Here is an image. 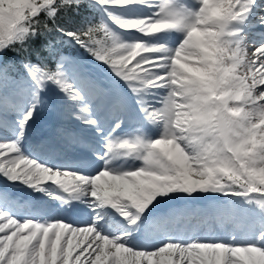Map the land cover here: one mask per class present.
Returning a JSON list of instances; mask_svg holds the SVG:
<instances>
[{"label": "snow or ice", "instance_id": "1", "mask_svg": "<svg viewBox=\"0 0 264 264\" xmlns=\"http://www.w3.org/2000/svg\"><path fill=\"white\" fill-rule=\"evenodd\" d=\"M46 105L88 152L26 142ZM0 180L40 194L0 191V264H264V0H0Z\"/></svg>", "mask_w": 264, "mask_h": 264}, {"label": "rangeland", "instance_id": "2", "mask_svg": "<svg viewBox=\"0 0 264 264\" xmlns=\"http://www.w3.org/2000/svg\"><path fill=\"white\" fill-rule=\"evenodd\" d=\"M72 54L77 55L76 53ZM67 55H70V53ZM77 56L83 61L84 64L88 65V68L90 69L93 78L95 77V75L99 76L109 73L106 65L98 63L92 58L91 60H87L79 55ZM110 84H108V82H105L103 84L102 82L98 83V87L106 89ZM51 97L52 93H49L48 98ZM103 103L104 101L101 97L99 99V104L103 105ZM53 115L54 113L51 112L50 106L46 105L42 107L34 120L36 130H38L37 128H45V122L42 121L45 117H49L52 119ZM88 132L89 129L85 128L74 117L63 113L58 119L57 124L54 126V130L51 131L49 135L45 134L44 132H40V134L35 133L34 131L30 132V130L28 129L26 142L35 146H39L42 153L45 155L52 153L56 158H58L59 161H71L81 156L83 153L88 152L90 146L97 142L96 140L94 141L93 138L88 135ZM82 139L86 140V143H80ZM0 191H7L12 198L23 199L25 201H31L33 200V198L40 199V196H35V194L31 193L30 190L24 188L23 186L12 185L2 180H0ZM206 203L207 201H198L194 202V205L203 206ZM175 206H180V202H176ZM219 226V224L215 225V223L211 224L210 226L208 224H201L199 231L205 236H208L209 232L211 231V234L213 235L214 228H217L218 233L222 232L221 229L219 231ZM218 233L216 236L219 235Z\"/></svg>", "mask_w": 264, "mask_h": 264}, {"label": "bare ground", "instance_id": "3", "mask_svg": "<svg viewBox=\"0 0 264 264\" xmlns=\"http://www.w3.org/2000/svg\"><path fill=\"white\" fill-rule=\"evenodd\" d=\"M97 75H95V77H96ZM94 77V78H95ZM96 80H97V82L98 83H102L103 82V84L105 83V82H108V84H112V83H114V80H113V78L111 77V75L110 74H104V75H99V76H97L96 78H95ZM101 107H103V105L101 104L100 105ZM51 112H53L55 115H57V118L62 114V113H59V112H54V111H52V109H51ZM73 117V116H72ZM56 120H58V119H54V120H50L48 117H45V123H44V126H45V128H37L38 130H36V128H35V125H34V122L30 125V127H29V130H30V132H35V133H38V134H40V132H44L45 134H47V135H49V129L53 126V125H55L56 123H57V121ZM32 126V127H31ZM31 129H33V130H31ZM42 135V134H41ZM88 135L91 137V138H93V140L95 141L96 140V137H94L93 135H92V132H91V130L89 129V132H88ZM85 139V138H84ZM84 139H82L81 141H80V143H82V144H84V143H86L85 141L86 140H84ZM69 141V140H68ZM71 141V140H70ZM67 144V143H66ZM89 144V143H88ZM64 147V146H63ZM35 196H40V194H35ZM206 229V228H205ZM218 229H219V231H220V229H221V231L222 232H220V234H222L223 233V229L221 228V226H219L218 227Z\"/></svg>", "mask_w": 264, "mask_h": 264}, {"label": "trees", "instance_id": "4", "mask_svg": "<svg viewBox=\"0 0 264 264\" xmlns=\"http://www.w3.org/2000/svg\"><path fill=\"white\" fill-rule=\"evenodd\" d=\"M85 14L87 15H93V16H96L97 14L92 11V10H87L85 12ZM74 19H79V17H74ZM97 22H98V17H97ZM63 50L65 51V54H72V53H78V54H81V55H86L87 56V53H84V51L82 49H74L71 45H64L62 46ZM11 53L8 54V57H6V59L10 58L11 57ZM24 70L22 68L19 67V65H16L15 67L13 68H10L9 69V75L12 76V77H16L17 74H23Z\"/></svg>", "mask_w": 264, "mask_h": 264}]
</instances>
